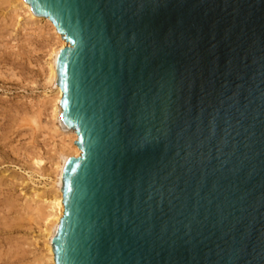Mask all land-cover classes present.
<instances>
[{
  "label": "water",
  "instance_id": "95a60500",
  "mask_svg": "<svg viewBox=\"0 0 264 264\" xmlns=\"http://www.w3.org/2000/svg\"><path fill=\"white\" fill-rule=\"evenodd\" d=\"M66 42L55 264H264V0H24Z\"/></svg>",
  "mask_w": 264,
  "mask_h": 264
},
{
  "label": "rangeland",
  "instance_id": "374dc122",
  "mask_svg": "<svg viewBox=\"0 0 264 264\" xmlns=\"http://www.w3.org/2000/svg\"><path fill=\"white\" fill-rule=\"evenodd\" d=\"M15 1L0 0V264H49L40 213L56 181L57 152L69 140L50 118L54 34Z\"/></svg>",
  "mask_w": 264,
  "mask_h": 264
},
{
  "label": "bare ground",
  "instance_id": "6f19581e",
  "mask_svg": "<svg viewBox=\"0 0 264 264\" xmlns=\"http://www.w3.org/2000/svg\"><path fill=\"white\" fill-rule=\"evenodd\" d=\"M16 2L20 5L22 10L24 9L27 12L26 14L30 15L31 19L35 20V22H37V21L38 22L39 21L46 22L51 27V31L54 34V35H52V36H54V40H53L54 43L52 41V45H50L51 47L49 49V54H48L49 55L48 59H50V60H49V63L47 64L48 65V70H47L48 80L50 82H53L54 87H55L54 88V90H55L54 94H53L52 98L50 99V101H51L50 103L52 106V108H51L52 114H50L51 115L50 118H52V116H53V118L58 121V123L60 124V126L62 127V129L66 133V135L68 136L69 141H66V142L64 141L65 143L64 144L62 143V146L59 147L60 148L59 152H57L59 158L57 156L56 157H57V159H59L58 160L59 162L58 163L55 162L56 165H54V166H55L56 170L53 169L54 172L55 171L57 172L56 176H55L56 181L54 182V187L52 188L53 190L51 191L49 196H47V199L43 200L44 203L46 204L45 208H43V210H45V211H41L40 214H41V219L43 220L44 225H45L44 234H43L44 239L43 240L45 242V244H44L45 249H46L45 252L48 255V258H47V255L44 256V258H47L45 260L49 264H55L54 253H53V236H54L55 229H56V227L59 223V220L62 217L63 211H64V206L62 203V192H61L62 172H63V168L65 166L66 160L69 157H78L80 155V150L74 144V142L77 140V135H76L75 131L72 129L65 128V126L63 125V123L61 121V108H60L59 102H60V99L62 97V92H61V89L56 84L57 54H58V51H60L61 49H63L66 46V42L62 39V37L56 31L54 25L48 19L34 15L31 11L29 5L24 0H17V1H15V3ZM35 163H36V165H39L41 163V161L38 162V160H37ZM51 168H53V167H51ZM40 200H42V199H40ZM39 258H41V257H39ZM39 263H41V262H39Z\"/></svg>",
  "mask_w": 264,
  "mask_h": 264
}]
</instances>
